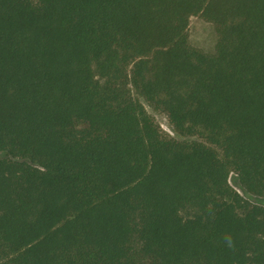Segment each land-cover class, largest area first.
<instances>
[{
	"label": "trees",
	"instance_id": "1",
	"mask_svg": "<svg viewBox=\"0 0 264 264\" xmlns=\"http://www.w3.org/2000/svg\"><path fill=\"white\" fill-rule=\"evenodd\" d=\"M0 151V264H264V0H0Z\"/></svg>",
	"mask_w": 264,
	"mask_h": 264
},
{
	"label": "rangeland",
	"instance_id": "2",
	"mask_svg": "<svg viewBox=\"0 0 264 264\" xmlns=\"http://www.w3.org/2000/svg\"><path fill=\"white\" fill-rule=\"evenodd\" d=\"M189 41L190 43L202 49L207 53H213L215 51L216 42L218 39L217 31L213 23L205 20L201 16H192L189 24ZM133 95L138 98L146 107L151 116L159 124L162 131L177 140L185 141H198L202 140V137L198 135H181L170 124L167 115L161 110H156L150 106L145 99L139 95L136 91H133ZM5 153L0 151V158L4 157ZM230 183L237 189L246 199L264 205V196H258L254 194L246 193L239 183V179L236 172H231Z\"/></svg>",
	"mask_w": 264,
	"mask_h": 264
}]
</instances>
